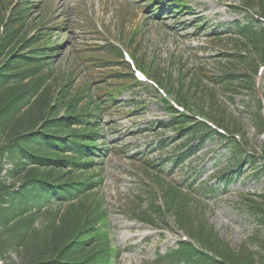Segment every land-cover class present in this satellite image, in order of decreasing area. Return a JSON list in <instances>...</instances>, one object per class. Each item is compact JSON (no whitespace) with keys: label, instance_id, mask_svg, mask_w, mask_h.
Segmentation results:
<instances>
[{"label":"trees","instance_id":"obj_1","mask_svg":"<svg viewBox=\"0 0 264 264\" xmlns=\"http://www.w3.org/2000/svg\"><path fill=\"white\" fill-rule=\"evenodd\" d=\"M242 1L264 19V0ZM22 10L12 13L0 36V171L3 160L10 164L0 177V259L3 264H112L119 250L109 242L101 201L96 200L100 180L95 158L102 151L97 145L99 114L115 104L114 95L103 91L92 98L81 87L73 90L71 81H65L54 92L52 84L57 78H51L48 64L56 46L45 45L46 40L37 36L26 38ZM235 29L243 39L235 44L238 52L224 55L226 62L218 74L196 70L188 77L187 70L172 82L170 74L163 76V70L152 74L188 109H192L190 91L201 88L204 97L197 110H192L230 135L240 133L246 141L238 125L228 124L225 109L216 108V90L223 91L230 100L235 96L248 98L247 105L254 107L251 121L258 133L264 130L260 112L264 90L260 99L255 83L258 65L264 63V27L249 18L247 25L238 23ZM106 52L108 57L120 58L111 47ZM120 63L126 72L116 71L110 77L122 81L119 86L125 87L134 78L128 66ZM203 79L210 84L209 89ZM162 104L169 116L165 125L179 132L185 143L192 142L184 154L190 155L212 136L226 143L232 162L215 175L221 183L228 185L240 175L241 170L231 168L242 163H249L256 174H264V153L258 165L259 160L247 155L233 137L222 136L165 101ZM142 169L146 177H151L147 167ZM151 179L152 185L145 190V207L140 209L141 204L131 202L127 207L129 215L153 226H165L172 216L177 228L212 254L178 241L156 261L264 264V193L240 196V205L255 221V230L249 238L251 243L242 241L233 251L201 217L203 208L196 205L192 193L200 188L177 184L156 174ZM201 189L202 194L216 191L213 186ZM158 196L164 202L163 208L156 203Z\"/></svg>","mask_w":264,"mask_h":264},{"label":"rangeland","instance_id":"obj_2","mask_svg":"<svg viewBox=\"0 0 264 264\" xmlns=\"http://www.w3.org/2000/svg\"><path fill=\"white\" fill-rule=\"evenodd\" d=\"M189 1L192 16L178 13L173 17L170 14L161 15L163 18L158 19L152 17L150 7L145 9V0H33L37 8L29 19L40 21L45 13L53 17L63 16L66 32L60 33L56 40L62 39L64 46L52 62L54 73L58 76L65 68L68 71L72 69L75 82L88 79L92 82L91 89L95 91V72L87 70L85 63H80L76 58V49L85 48L86 54H90L92 47L103 43V39L89 28L93 20L123 45L128 44L126 41L136 29L131 43L125 47L131 53L135 51L134 59L142 54L145 65L150 64L152 72L163 70L165 77L167 73L170 74L171 82L187 70L188 77L193 75L198 68L218 74L220 66L226 62L223 54L237 50V37H229L232 31L228 29L234 20L243 18L244 13L234 12L233 9L241 0ZM193 17L202 18L204 23L200 30L196 31L191 26ZM203 83L209 89L210 84L204 79ZM257 87L264 89L263 78H259ZM216 91V108L225 109L228 124L238 125L248 149L261 152L264 134H258L251 121L250 112L254 107L247 105L248 98L235 96L230 100L220 89ZM203 97L201 88L190 91V107L197 110ZM165 119L166 113L161 103L151 91L142 87L125 92L118 106L101 116L104 122L101 134L109 152L98 161L103 180L96 200L101 201L109 242L119 250L112 264H161L156 261V255L175 247L180 235H175L173 226L169 231L161 232L136 222L128 217L130 211L127 210L129 203L134 202V198L146 188L129 156L142 152L149 153L152 158L170 157L174 146L180 141L170 130L157 127L158 121ZM160 140L168 142L163 150H159ZM112 148L119 150L112 151ZM231 162L227 146L216 138H210L193 157L185 158L181 167L172 171L168 163L165 170H169L177 181L187 180L198 186L207 182L218 187L215 195L206 194L202 200L198 197L193 199L197 206L203 208L201 217L207 221L210 229L236 251L243 240L251 243L249 238L255 230L253 217L240 205V196L264 193V174H256L247 164L242 173L224 187L214 175ZM140 196L143 200L146 198Z\"/></svg>","mask_w":264,"mask_h":264}]
</instances>
